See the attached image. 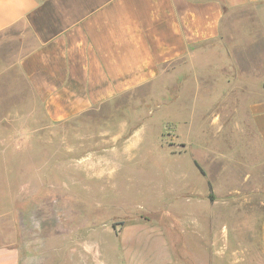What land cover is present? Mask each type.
I'll use <instances>...</instances> for the list:
<instances>
[{"label": "crops", "instance_id": "obj_1", "mask_svg": "<svg viewBox=\"0 0 264 264\" xmlns=\"http://www.w3.org/2000/svg\"><path fill=\"white\" fill-rule=\"evenodd\" d=\"M240 11L246 14L235 17ZM241 24L244 33L229 32ZM9 31L25 42L17 69L47 121L103 112L108 136L95 148L103 151L96 157L111 164L136 162L146 148L140 136L152 113L123 107L148 102L152 90L174 88L178 80L202 89L210 103L227 101L222 82L232 88L235 103L242 90L248 98L244 135L257 137L264 155V62L250 65L247 82L233 74L229 84L224 75L241 69L226 62L225 39L236 35L243 45L264 44V0H0V34ZM208 166L189 165L192 180L186 178L181 188L185 205L176 208L179 218L137 212L113 229L103 244L106 263L240 264L233 249L243 246L240 216L248 211L232 188L224 196L223 166L216 172ZM228 248L230 254L224 252ZM56 261L64 263L62 246ZM0 264H21L16 245H0Z\"/></svg>", "mask_w": 264, "mask_h": 264}, {"label": "rangeland", "instance_id": "obj_2", "mask_svg": "<svg viewBox=\"0 0 264 264\" xmlns=\"http://www.w3.org/2000/svg\"><path fill=\"white\" fill-rule=\"evenodd\" d=\"M245 27L229 32L244 33ZM244 43L236 35L224 41L226 62L241 65L224 73L229 84L233 74L245 81L250 65L264 62L263 42ZM24 46L11 31L0 34V245H16L21 264H58L59 246L63 264H107L104 241L132 214L179 218L176 208L185 205L181 188L186 178L192 180L189 165L196 161L208 162L211 172L223 166L224 196L232 188L248 211L240 216L243 246L233 249L240 264H264V155L257 137L244 135L248 98L242 90L235 103L232 88L222 82L227 101L210 103L202 89L178 80L174 88L152 90L148 102L125 105L128 112L152 113L140 136L146 148L136 162L111 164L96 157L103 151L95 148L108 136L103 112L53 124L33 104L16 64Z\"/></svg>", "mask_w": 264, "mask_h": 264}]
</instances>
